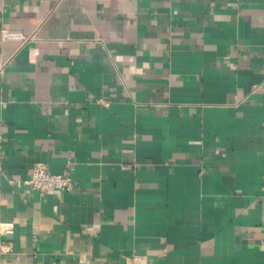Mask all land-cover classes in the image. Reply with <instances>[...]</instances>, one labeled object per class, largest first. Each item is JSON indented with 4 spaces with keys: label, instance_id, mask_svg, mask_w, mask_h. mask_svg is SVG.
I'll return each instance as SVG.
<instances>
[{
    "label": "crops",
    "instance_id": "obj_1",
    "mask_svg": "<svg viewBox=\"0 0 264 264\" xmlns=\"http://www.w3.org/2000/svg\"><path fill=\"white\" fill-rule=\"evenodd\" d=\"M0 264H264V0H0Z\"/></svg>",
    "mask_w": 264,
    "mask_h": 264
},
{
    "label": "built area",
    "instance_id": "obj_2",
    "mask_svg": "<svg viewBox=\"0 0 264 264\" xmlns=\"http://www.w3.org/2000/svg\"><path fill=\"white\" fill-rule=\"evenodd\" d=\"M5 39L23 40L24 37L19 33L6 32ZM24 183L33 190L43 194H53L57 191L69 192L74 189V182L69 175L51 174L42 163L34 166L31 176Z\"/></svg>",
    "mask_w": 264,
    "mask_h": 264
}]
</instances>
